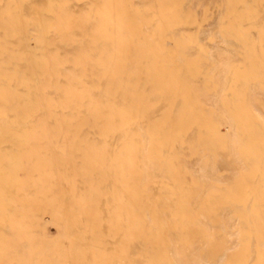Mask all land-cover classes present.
<instances>
[{"label":"bare ground","instance_id":"1","mask_svg":"<svg viewBox=\"0 0 264 264\" xmlns=\"http://www.w3.org/2000/svg\"><path fill=\"white\" fill-rule=\"evenodd\" d=\"M0 264H264V0H0Z\"/></svg>","mask_w":264,"mask_h":264}]
</instances>
